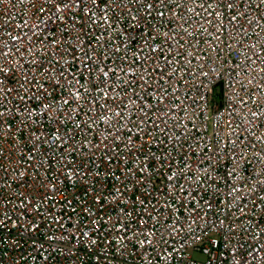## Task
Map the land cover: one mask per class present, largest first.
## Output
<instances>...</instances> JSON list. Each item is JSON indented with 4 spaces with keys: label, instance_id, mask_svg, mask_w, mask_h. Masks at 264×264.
<instances>
[{
    "label": "built area",
    "instance_id": "1",
    "mask_svg": "<svg viewBox=\"0 0 264 264\" xmlns=\"http://www.w3.org/2000/svg\"><path fill=\"white\" fill-rule=\"evenodd\" d=\"M0 264H264V0H0Z\"/></svg>",
    "mask_w": 264,
    "mask_h": 264
},
{
    "label": "rangeland",
    "instance_id": "2",
    "mask_svg": "<svg viewBox=\"0 0 264 264\" xmlns=\"http://www.w3.org/2000/svg\"><path fill=\"white\" fill-rule=\"evenodd\" d=\"M194 257H195L196 259H200V257H199L198 255H194Z\"/></svg>",
    "mask_w": 264,
    "mask_h": 264
}]
</instances>
